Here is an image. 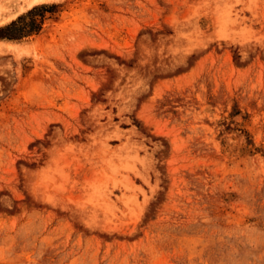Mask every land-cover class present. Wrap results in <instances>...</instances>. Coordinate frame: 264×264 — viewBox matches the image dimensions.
<instances>
[{
    "label": "rangeland",
    "instance_id": "rangeland-1",
    "mask_svg": "<svg viewBox=\"0 0 264 264\" xmlns=\"http://www.w3.org/2000/svg\"><path fill=\"white\" fill-rule=\"evenodd\" d=\"M28 1L0 0V264H264V0Z\"/></svg>",
    "mask_w": 264,
    "mask_h": 264
},
{
    "label": "trees",
    "instance_id": "trees-1",
    "mask_svg": "<svg viewBox=\"0 0 264 264\" xmlns=\"http://www.w3.org/2000/svg\"><path fill=\"white\" fill-rule=\"evenodd\" d=\"M8 29V28H7ZM6 30V28H0V39H13L15 36L11 35V34H5L3 33Z\"/></svg>",
    "mask_w": 264,
    "mask_h": 264
},
{
    "label": "bare ground",
    "instance_id": "bare-ground-1",
    "mask_svg": "<svg viewBox=\"0 0 264 264\" xmlns=\"http://www.w3.org/2000/svg\"><path fill=\"white\" fill-rule=\"evenodd\" d=\"M38 0H30V1H28L29 3H27V4H29V5H31L32 3H34V2H37ZM28 5V6H29Z\"/></svg>",
    "mask_w": 264,
    "mask_h": 264
}]
</instances>
